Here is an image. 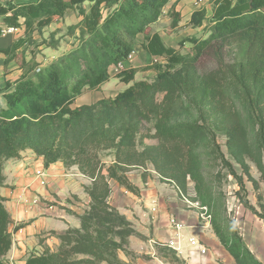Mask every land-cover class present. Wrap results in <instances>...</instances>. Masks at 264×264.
Masks as SVG:
<instances>
[{
	"label": "rangeland",
	"instance_id": "374dc122",
	"mask_svg": "<svg viewBox=\"0 0 264 264\" xmlns=\"http://www.w3.org/2000/svg\"><path fill=\"white\" fill-rule=\"evenodd\" d=\"M32 1L35 0H27ZM84 8L89 10V4ZM214 8V0H181L178 3L173 0L148 33H159L169 47L184 55L191 54L193 46L188 39L209 37ZM199 10L207 11L202 28L191 24L192 15ZM172 13L181 17L176 28L172 26ZM82 19L78 9H74L63 19L35 32L32 37H27L25 29L19 28L11 40L17 42L25 38L27 44L18 55V64L33 71H43L45 66L58 62L79 44V31L74 32L71 27L79 25ZM138 46L134 66L129 67L138 70L133 83L126 84L116 73L112 81L104 85V90H85L72 108L114 98L136 82H153L156 71L145 69L156 61L164 60H145ZM244 57L243 45L239 43L226 45L219 56H216L215 50H210L201 58L197 72L200 77L217 78L223 88L219 91V98L201 106L192 102L188 95H183L169 105L172 123H196L206 131L191 147V156L190 148L183 141L161 139L156 134L154 123L149 122L136 132L133 144L124 149L119 150L103 141L88 140L80 160L90 162L94 166L92 170L97 168L94 174L93 171L83 173L77 165L69 166L74 160L59 162L78 176L65 177L68 183L64 187L72 184L78 187L79 192L69 186L64 188L61 196L49 181L39 190L54 198L48 200V196H41L43 194L36 189L37 199L45 209L50 210L53 206L67 209L80 219L81 224L79 229H70L73 231L53 252L70 251L79 237L87 238V243L98 247L95 252L88 253L71 250L65 264H184L180 258L176 260L170 249L162 246L161 243L166 241L160 239L167 217L176 218L177 214L189 223L196 216L200 218L207 232L217 238L218 250L227 257L225 260L217 253L221 264H236V261L216 236L214 222L225 235L240 236L255 256L261 254V263L264 264V125L258 122L259 116L264 120V96L260 105H256L253 98L229 82L232 78L229 71ZM161 99L162 94L157 96L158 101ZM234 127L240 130L237 140H231ZM36 157L33 156L31 161L34 164L39 156ZM190 159L194 163L190 164ZM189 164L194 165L190 174L185 172ZM80 172L83 176L78 175ZM64 174L68 175V172L64 171ZM34 178L32 175L33 181ZM154 203L158 205L157 214L152 212ZM200 208L207 209L208 220L201 217L204 211ZM84 217L86 220H83ZM51 237L57 238L55 233L45 232L44 240Z\"/></svg>",
	"mask_w": 264,
	"mask_h": 264
},
{
	"label": "trees",
	"instance_id": "16d2710c",
	"mask_svg": "<svg viewBox=\"0 0 264 264\" xmlns=\"http://www.w3.org/2000/svg\"><path fill=\"white\" fill-rule=\"evenodd\" d=\"M172 1L6 0L4 3L0 0V30L3 27L24 28L27 37L44 30L51 22L63 19L71 10L78 9L83 18L79 25L71 27L74 32L79 31L77 47L43 71L29 69L20 80L14 84L8 82L1 91L0 187L6 180L5 163L20 159L27 150L43 158L46 168L68 159L74 160L69 166L77 165L83 173L93 171L94 174L97 168L92 170L94 166L90 162L80 160L88 140L103 141L119 150L124 149L133 144L136 132L149 122L154 123L161 139L183 141L190 148L191 156V147L206 131L196 123H172L169 105L183 95L201 106L215 102L223 88L216 77H200L198 64L210 50H215L219 56L220 50L232 43L243 45L245 57L229 71L232 76L229 82L260 105L264 96V0H214L210 35L207 39H188L193 46V53L188 55L169 47L159 33H148ZM180 1L176 0V3ZM86 4H89V10L84 8ZM172 14V26L176 28L181 17L178 13ZM206 18L207 11H196L191 24L202 28ZM26 40L23 38L11 48L0 51L7 56V63L17 58L16 52L27 44ZM140 41L147 54L164 60L145 69L156 71L153 82H136L114 98L72 108L85 90H100L109 82L110 69L127 62L131 53L137 51ZM32 71L34 75L31 76ZM137 74V69H126L117 77L130 85ZM160 94L162 99L158 101ZM258 122L264 125L260 116ZM239 131V127L233 128L231 140H237ZM192 161L190 159V164L194 163ZM189 165L185 172L190 174L194 165ZM227 166L232 169L231 165ZM241 187L244 189L242 181ZM252 211L257 214L255 209ZM11 222V215L0 196V264H8L5 257L13 245L9 232ZM213 227L236 264H262L240 236L225 235L216 222ZM71 231L59 237L62 242ZM79 238L70 251L47 250L40 255L33 254L27 264H65L72 251L97 250V245L87 243V238Z\"/></svg>",
	"mask_w": 264,
	"mask_h": 264
},
{
	"label": "crops",
	"instance_id": "0c3cea01",
	"mask_svg": "<svg viewBox=\"0 0 264 264\" xmlns=\"http://www.w3.org/2000/svg\"><path fill=\"white\" fill-rule=\"evenodd\" d=\"M12 36L14 35L0 37V51L9 49L14 43H16L11 40ZM141 44L142 42L139 43L138 47L142 49L141 51L144 53V59L153 60L152 58L154 57L147 54ZM25 46L26 45L19 48L16 52L17 58L8 63L7 56L0 53V94L3 93L1 91L5 89L8 82L14 84L29 70L25 65L18 64V55L22 52ZM71 50H69L68 53ZM65 55H63L62 58ZM133 60L124 62L123 70L132 69L129 67L134 66ZM48 66L50 65L45 66V68ZM116 73V68L114 66L110 69V81H112V76ZM32 75H34L33 71L31 72V76ZM104 85L100 90H104ZM25 156L28 158L23 159ZM33 156L37 158L36 154L31 151L23 152L20 159L9 160L4 166V176L6 180L4 186L0 187V196L4 199V205L12 218L9 232L12 234L13 238L12 248L5 257L8 264H27V259L33 254H43L47 251L46 249L53 252L55 247L61 246V239L59 236L66 234L70 229H79L81 224L80 219L75 218L74 214L69 213L67 209H59V207L55 206L51 207L50 210L45 209L43 204L38 201V193L35 191L38 189L40 194H43L41 196H48V200L54 198L47 192L44 193V191L39 190L41 186L37 178L39 172L45 171L47 173L46 183L49 181L52 182V186H55L57 189V194L61 196L63 195L65 187L68 188L71 186V189L75 188L72 184L64 187V184L68 183L66 182L65 177H76L77 175L65 169L62 163H56L49 168H45L44 160L41 157H39L36 164H34L31 162ZM64 171L68 172V175H65ZM32 175L35 177L34 181ZM78 175L83 176L81 172L78 173ZM36 184L39 185L37 188ZM73 191L79 192L78 187ZM70 209L74 210V207H70ZM45 213H48V215H44ZM176 218L186 225L187 228L184 231V236L186 238H198L210 251V254L206 259H201L198 255H193L191 258L187 259L184 257L182 258L183 260L181 259L184 264H221L218 254L221 255L220 257L227 260L223 251L218 250L220 245L217 243V238L207 232V227H204V223L200 221L198 216L194 217L191 223L187 222L185 218H183L185 220L180 219L182 217H180L179 214H177ZM169 219L170 217L168 216L164 227L162 226V233L160 235V239L165 241H168L174 235L168 225ZM155 224H157V222H155ZM45 232H53L57 238L51 237L50 239L44 240ZM256 258L261 262V254L260 256H256Z\"/></svg>",
	"mask_w": 264,
	"mask_h": 264
},
{
	"label": "built area",
	"instance_id": "2783aa9c",
	"mask_svg": "<svg viewBox=\"0 0 264 264\" xmlns=\"http://www.w3.org/2000/svg\"><path fill=\"white\" fill-rule=\"evenodd\" d=\"M19 32V28L15 27H3L0 30V37H6L7 35H15ZM137 52L133 51L128 59V61H131L136 56ZM116 68L117 74L120 73V71L123 70V63L118 65ZM40 69L37 71L39 72ZM37 178L39 180L40 185L44 186L46 185V174L44 171L39 172L37 174ZM202 211H204V214L201 216L203 219L208 220L210 217L207 216V209L206 208H200ZM152 212L154 214H157L158 212V205L154 203L152 205ZM169 228L173 231L174 235L172 238H170L168 241L163 244L162 246H165L166 248L170 249L171 251H174L178 258H191L194 256H200L201 259H206L210 251L209 249L203 245L200 240L196 237H189L186 238L184 236V231L187 228L185 224L180 222L176 218H170L168 221ZM208 225V224H207ZM183 260V259H182Z\"/></svg>",
	"mask_w": 264,
	"mask_h": 264
},
{
	"label": "clouds",
	"instance_id": "9594fccd",
	"mask_svg": "<svg viewBox=\"0 0 264 264\" xmlns=\"http://www.w3.org/2000/svg\"><path fill=\"white\" fill-rule=\"evenodd\" d=\"M39 69H37V71H38Z\"/></svg>",
	"mask_w": 264,
	"mask_h": 264
}]
</instances>
